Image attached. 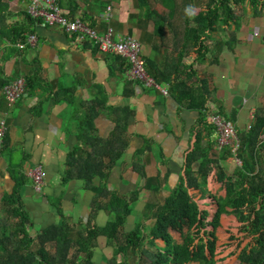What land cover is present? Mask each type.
I'll use <instances>...</instances> for the list:
<instances>
[{"label": "crops", "instance_id": "crops-1", "mask_svg": "<svg viewBox=\"0 0 264 264\" xmlns=\"http://www.w3.org/2000/svg\"><path fill=\"white\" fill-rule=\"evenodd\" d=\"M144 1L166 15L161 0ZM185 1L187 5L180 0V11L162 38L141 0H58L66 16L80 17L98 32L112 27L117 34L136 37L153 72H166L171 79L180 76L193 87L205 81L211 94L205 109L207 125L208 116L219 113L237 132L246 131L256 112H264V0L253 7L248 0L237 5L233 20L200 37L202 50L194 39H185L184 21L186 15L204 11L209 0ZM27 5L28 0H0V83L21 76L31 86L12 107L0 89V120L6 128L0 149V207L4 209L2 199L19 184L18 200L29 218L27 232L34 237L41 229L62 223L104 227L112 218L106 204L115 195L130 211L123 231L138 223L150 228L154 219L149 206L162 203L185 176L186 158L197 136L203 138L201 148L209 149L210 158L223 151L217 147L214 129L208 134L202 113L189 109L187 101L179 104L170 91L163 96L127 81L125 58L101 53L57 26L36 25L27 16ZM188 25L195 27L193 22ZM28 32L37 35L38 44L19 50L16 44ZM181 53V63L196 73L190 79L186 77L190 68L177 67ZM84 125L86 144H81L78 137ZM76 150L69 166V156ZM87 155V171L95 174L87 185L94 191L79 177ZM239 161L233 157L221 165L232 175L241 166ZM38 164L45 174L39 193L30 180L20 179L24 169ZM222 187L213 170L208 191L217 194ZM225 194L223 188L218 195ZM97 195L98 206H93ZM94 251L101 256L96 261L94 256L95 264H104L111 256L102 260V255L108 251L112 255L113 249L101 236Z\"/></svg>", "mask_w": 264, "mask_h": 264}, {"label": "trees", "instance_id": "trees-1", "mask_svg": "<svg viewBox=\"0 0 264 264\" xmlns=\"http://www.w3.org/2000/svg\"><path fill=\"white\" fill-rule=\"evenodd\" d=\"M141 8H147V18H151L156 26V33L163 38L164 30L171 25V21L180 11L179 0H161L166 8V15L152 10L147 1L141 0ZM246 0H209L206 9L196 16L185 17V39H191L198 44L200 50L204 45L200 37L210 32H215L220 25L228 24L235 18V7ZM258 0H248L254 6ZM182 4L188 1L182 0ZM191 0H189V4ZM28 18H32L27 14ZM189 22L195 27H189ZM25 36V35H24ZM21 37V39L24 38ZM197 43V44H196ZM120 56V55H119ZM177 67L186 69L181 61ZM181 63V64H180ZM186 77L190 79L196 75L191 67ZM187 68V70L189 69ZM148 72L159 83L168 81L169 91L179 104L188 102V108L202 113L203 124L211 134L213 127L207 125L205 113L206 104L211 97L205 81H200L198 87H193L180 76L171 79L165 72H153L148 67ZM186 70V71H187ZM14 79V78H13ZM25 90L30 83L25 80ZM6 82L0 83V89ZM86 126H82V137L78 139L86 144L83 134ZM212 130V131H211ZM240 142L237 153L229 147L223 149L217 158L209 157V149L201 148V135L197 136L194 149L187 155L185 176L180 177L179 183L171 190L160 204L150 205L151 216L154 219L149 229L148 244L154 251L143 247V223H138L128 232L123 231L125 218L130 211L126 201L115 195L109 197L106 207L112 218L102 228L92 226L78 229L67 223L51 225L41 229L34 237L27 232L29 218L18 200V187L3 199L5 218L0 217V264H95V246L97 239L105 237L108 245L113 249L112 255L104 264H128L129 254L138 253L135 264H218L214 259L216 231L221 225L223 214H233L240 222L239 230L245 238H250L240 254L241 264H264V112L258 111L253 117L250 128L238 131ZM79 150V149H77ZM77 150L69 156L68 165L72 166ZM89 155L82 164L83 174L79 175L86 187L95 174L89 173ZM237 157L241 166L237 167L232 175H228L221 162ZM199 163L196 169L195 164ZM213 170L217 171V179L222 182L226 190L225 196L212 194L208 191V177ZM143 177L142 172H138ZM104 177V176H100ZM24 177L20 176V179ZM68 177H64L66 180ZM17 179V178H16ZM192 190H200L203 196L210 197L216 204V211L211 219L207 208L201 207ZM136 195V194H135ZM97 195L93 206H98ZM135 196L132 201H134ZM131 201V202H132ZM13 218V222L9 219ZM79 226V225H78ZM211 227V228H210ZM171 232L178 233L177 241ZM37 243V248L33 244ZM162 245H161V244ZM47 247H50L49 250ZM75 249L70 256V250ZM118 256L122 257L118 261Z\"/></svg>", "mask_w": 264, "mask_h": 264}, {"label": "built area", "instance_id": "built-area-1", "mask_svg": "<svg viewBox=\"0 0 264 264\" xmlns=\"http://www.w3.org/2000/svg\"><path fill=\"white\" fill-rule=\"evenodd\" d=\"M26 13L40 27L57 26L68 34L74 35L78 41L91 43L101 53L120 55L128 63L124 71L127 81L138 83L144 89L155 90L163 96L169 95L168 86L159 83L149 74L143 46L136 37L117 34L112 27L98 32L82 18L66 16L58 0H28ZM37 44V35L34 32H28L23 39H20L16 47L23 50L26 47H35ZM25 86V79L21 76L9 80L3 86L2 97L8 107H12L21 99ZM208 123L216 134L218 149L223 150L229 147L236 154L240 142L238 132L231 122L219 113H212L208 116ZM5 131V123L0 120V149L3 147ZM21 176L31 181L35 192L42 191L45 174L41 165H33L24 169Z\"/></svg>", "mask_w": 264, "mask_h": 264}, {"label": "rangeland", "instance_id": "rangeland-1", "mask_svg": "<svg viewBox=\"0 0 264 264\" xmlns=\"http://www.w3.org/2000/svg\"><path fill=\"white\" fill-rule=\"evenodd\" d=\"M180 3V0H179ZM180 16V14H179ZM221 191V192H220ZM195 195L196 199L200 203L201 207L207 208L210 212V218H212L214 212L216 211V204L212 199L205 198L203 199L200 193L196 191H192ZM223 193V187L221 190H218L217 194ZM7 214L5 211L0 207V217L5 218ZM9 222H13V218L8 217ZM132 223V218L127 220L126 226L129 227V224ZM240 222L237 220V217L233 214H223L221 217V225L217 228L216 235H217V242H215V256L214 259L218 264H241L239 260V254L241 250L248 245L250 238H245L243 234L239 230ZM149 226L150 224H145L143 228L144 240H143V247L144 249L154 251L148 244V234H149ZM133 225L129 227L128 230H131ZM78 229H84L81 225L77 227ZM211 228V227H210ZM173 237L180 241V236L178 233L171 232ZM161 244V243H160ZM162 245V244H161ZM37 243L33 244V248H37ZM51 250L50 247H47ZM2 248L0 246V252ZM75 249L70 250V256L72 255ZM111 252H106L102 255V260L104 257H110ZM101 256L96 255L95 261L98 260ZM139 257L138 253L129 254L127 262L128 264H135V260ZM122 257L118 256V261H121ZM192 264V263H190Z\"/></svg>", "mask_w": 264, "mask_h": 264}]
</instances>
